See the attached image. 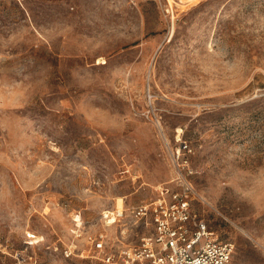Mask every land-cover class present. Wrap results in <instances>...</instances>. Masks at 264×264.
Instances as JSON below:
<instances>
[{"label": "rangeland", "instance_id": "obj_1", "mask_svg": "<svg viewBox=\"0 0 264 264\" xmlns=\"http://www.w3.org/2000/svg\"><path fill=\"white\" fill-rule=\"evenodd\" d=\"M178 138L194 209L264 264V0H0V264L137 242Z\"/></svg>", "mask_w": 264, "mask_h": 264}, {"label": "built area", "instance_id": "obj_2", "mask_svg": "<svg viewBox=\"0 0 264 264\" xmlns=\"http://www.w3.org/2000/svg\"><path fill=\"white\" fill-rule=\"evenodd\" d=\"M191 153L188 142L178 138L171 155V181L175 186L162 185L156 196L130 207L134 224H151L148 234L133 244L124 241L131 229L128 227L120 229V237L115 241L102 233L88 235L91 256L98 259V264H236L234 244L219 240L192 205L195 195L190 180L194 174ZM122 215V211H117L115 216ZM76 247L73 243L66 245L64 255H72Z\"/></svg>", "mask_w": 264, "mask_h": 264}, {"label": "bare ground", "instance_id": "obj_3", "mask_svg": "<svg viewBox=\"0 0 264 264\" xmlns=\"http://www.w3.org/2000/svg\"><path fill=\"white\" fill-rule=\"evenodd\" d=\"M118 211H120V210H118Z\"/></svg>", "mask_w": 264, "mask_h": 264}]
</instances>
